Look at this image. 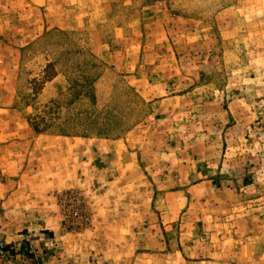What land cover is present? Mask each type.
Segmentation results:
<instances>
[{
  "label": "rangeland",
  "instance_id": "rangeland-1",
  "mask_svg": "<svg viewBox=\"0 0 264 264\" xmlns=\"http://www.w3.org/2000/svg\"><path fill=\"white\" fill-rule=\"evenodd\" d=\"M0 264H264V0H0Z\"/></svg>",
  "mask_w": 264,
  "mask_h": 264
}]
</instances>
